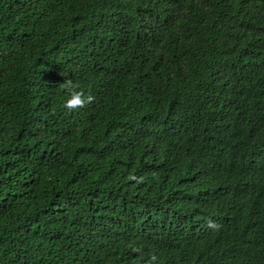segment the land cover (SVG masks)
<instances>
[{
    "label": "trees",
    "instance_id": "1",
    "mask_svg": "<svg viewBox=\"0 0 264 264\" xmlns=\"http://www.w3.org/2000/svg\"><path fill=\"white\" fill-rule=\"evenodd\" d=\"M89 211L164 224L153 264H203L199 227L264 264V0H0V264L83 261Z\"/></svg>",
    "mask_w": 264,
    "mask_h": 264
},
{
    "label": "clouds",
    "instance_id": "2",
    "mask_svg": "<svg viewBox=\"0 0 264 264\" xmlns=\"http://www.w3.org/2000/svg\"><path fill=\"white\" fill-rule=\"evenodd\" d=\"M61 86L67 93L63 103L65 109L69 111L84 109L92 102V96L86 94L79 82L70 78ZM167 231L168 228L164 224L152 223L141 214L131 212L124 218H118L111 214L89 211V216L66 228L70 242L81 250L83 261L64 260L71 264H113L110 253L121 245L124 251L122 262L131 260L136 262L147 255L148 263L153 264L161 259L153 252L150 253V247L154 249L159 245ZM209 244L212 243L207 233L199 227L194 248L196 256L192 261L208 264L202 250ZM187 261L189 260L184 255L179 260L176 259L175 264H187Z\"/></svg>",
    "mask_w": 264,
    "mask_h": 264
}]
</instances>
